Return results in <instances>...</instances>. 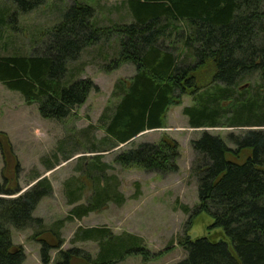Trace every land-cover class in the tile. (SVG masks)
Wrapping results in <instances>:
<instances>
[{"label":"trees","instance_id":"1","mask_svg":"<svg viewBox=\"0 0 264 264\" xmlns=\"http://www.w3.org/2000/svg\"><path fill=\"white\" fill-rule=\"evenodd\" d=\"M7 1L13 19L37 11L46 2ZM125 5L133 19L130 24L99 27L95 10L76 2L61 22L43 34L49 42L35 41L42 44L38 54L0 56V83L19 92L26 104H37L43 119L63 122L86 104L93 90L99 91L91 79L67 82L70 64L87 49L116 40L120 49L103 71L110 74L126 65L136 69L129 80L115 84L114 97L119 101L101 118L111 149L129 147L116 157V164L160 175L177 173L181 149L176 140L165 136L158 144L135 145V141L146 132L166 128L170 109L182 105L185 96L195 102L184 110L191 128L246 130L228 136L236 149L207 131L192 141L191 175L198 180L199 204L194 210L182 207L190 218L180 244L187 258L178 264H264V0H126ZM0 15L5 23L6 13ZM0 149L4 161L0 264H24L26 259L24 249L13 243L11 227L20 232L34 229L32 239L41 244L42 264H75L81 258L88 264H115L133 255L146 261L152 258L142 239L115 237L107 229L79 231L82 241L100 243L97 260L79 249L62 251L65 242L60 230L65 222L48 229L43 219L33 216L40 202L51 196V182L37 175L36 184L24 194L7 198L21 192V166L15 169L13 183L10 158L14 154L4 133H0ZM246 151L249 156L244 162L230 158ZM100 160L97 156L90 174L102 172ZM118 192V179L104 178L91 204L75 206L68 220H82L113 198L122 201ZM80 193L81 185L69 192L70 205L80 201ZM204 214L213 219L209 234L193 240L188 232ZM48 232L55 243L43 239ZM52 251H60L55 262Z\"/></svg>","mask_w":264,"mask_h":264},{"label":"rangeland","instance_id":"2","mask_svg":"<svg viewBox=\"0 0 264 264\" xmlns=\"http://www.w3.org/2000/svg\"><path fill=\"white\" fill-rule=\"evenodd\" d=\"M76 2L87 4L95 10L94 22L99 27L130 24L133 21L125 5L126 0H46L37 11L16 15L15 19L11 4L7 0H0V12L6 13L5 23L0 22V56L38 54L40 46L49 42V38L43 34L61 22L68 8ZM40 39L42 44L35 43ZM119 49L116 40H111L87 49L77 61L70 64L67 82L79 78L91 79L99 91L93 90L86 104L76 108L63 122L43 119L37 104H26L19 92L11 91L0 83V133L6 134L12 145V182L17 165L21 166L18 182L21 192L7 198L14 199L24 194L36 184L33 178L37 175L47 178L53 186V192L40 202L33 216L43 219L48 229L59 221L65 222L60 230L65 242L62 251L79 249L93 261L97 260L102 250L100 243L82 241L79 231L107 229L115 237L132 235L142 239L143 248L152 255L149 261L143 256H126L123 261L115 264H178L187 258V252L180 244L186 237L190 218L182 207L194 210L199 204L198 180L191 175L195 159L192 141L199 140L203 132L207 131L221 136L229 147L236 149L227 139L228 136H238L246 130L191 128L184 110L193 107L195 102L191 96H185L182 105L170 109L166 128L145 133L135 141V145L158 144L165 136L176 140L181 149L177 173L160 175L116 164V157L129 147L124 145L111 149V141L107 138L101 118L108 111L111 113L110 107H115L119 101L114 97V87L118 80H129L136 73L132 65L123 66L110 74L103 71L104 66L116 58ZM97 156L101 159L99 166L102 172L96 170L90 174L88 169L92 168ZM248 156L249 152L246 151L238 158H230L241 163ZM68 157L71 158L66 161ZM49 167L56 168L49 171ZM3 169L0 149V182ZM80 178L82 182L77 180ZM102 178L118 179V193L123 200L115 201L113 198L104 208L90 213L82 220H68L75 206L91 204L94 191ZM79 185L82 186V193L77 198L80 201L70 205L69 192L73 193ZM212 224L213 219L209 215H201L188 234L193 240L206 236ZM10 230L13 243L24 249V264H42L41 244L32 239L34 229L20 232L11 227ZM43 239L56 242L50 232L45 233ZM59 252H51L53 262L57 260ZM75 264L88 263L81 258Z\"/></svg>","mask_w":264,"mask_h":264},{"label":"crops","instance_id":"3","mask_svg":"<svg viewBox=\"0 0 264 264\" xmlns=\"http://www.w3.org/2000/svg\"><path fill=\"white\" fill-rule=\"evenodd\" d=\"M146 133H148V132H146ZM145 134V133H144ZM143 135V134H142Z\"/></svg>","mask_w":264,"mask_h":264}]
</instances>
